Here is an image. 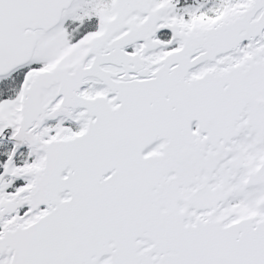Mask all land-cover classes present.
<instances>
[{
  "label": "water",
  "instance_id": "1",
  "mask_svg": "<svg viewBox=\"0 0 264 264\" xmlns=\"http://www.w3.org/2000/svg\"><path fill=\"white\" fill-rule=\"evenodd\" d=\"M82 1L0 0V79ZM243 2L188 24L114 0L27 73L16 115L0 110L3 176L27 180L0 194V264H264V0ZM57 120L81 132L50 136ZM24 146L37 162L12 169ZM238 186L252 210L229 208Z\"/></svg>",
  "mask_w": 264,
  "mask_h": 264
},
{
  "label": "rangeland",
  "instance_id": "2",
  "mask_svg": "<svg viewBox=\"0 0 264 264\" xmlns=\"http://www.w3.org/2000/svg\"><path fill=\"white\" fill-rule=\"evenodd\" d=\"M154 1L156 4L160 3L159 0H154ZM241 3H242V0H227L226 3H224V5L221 7L220 4L218 5L217 2H211L210 0H201L195 5H191V6L184 5L180 8L177 7L176 3H166L169 6V13L167 17L171 19L175 18L178 21H184L186 23H189L193 20H197L199 14L205 15L203 17L204 19L216 17L228 7H232L237 4H241ZM100 13L102 17L110 16L111 6L109 7V9L102 10ZM158 39L162 42L169 41V38L163 40L158 37ZM65 47H68V46H65L64 44H62L61 36L57 35L53 39L50 38L49 49L46 53H44V56L39 60V63H42L43 67H47L53 61H57V57H58L57 55L61 51L66 49ZM171 48L172 49L176 48V45L174 44L171 47L160 49L156 53L158 54V53H162L165 51H169L171 50ZM57 102H60V101L58 100ZM16 106L17 104L15 106L14 104H9V105L5 104L3 107H0V110L7 111V109H10V111L13 112ZM44 128L51 135L55 134L56 132H59V130H68L69 132H78L80 130L79 126L75 125L73 122L67 121L66 123V122H63L62 120L60 121L57 120V121L48 123L46 126H44ZM58 128H62V129L57 130ZM6 143L9 144L11 148L14 146L12 142L6 141ZM22 152H25L26 160L22 164H15V161H14V166L12 169L21 168V167H24V166H27V165H30L36 162V159L28 153V148L26 146L20 148L16 154L20 155ZM3 175H4V168L1 169V173H0V194L3 195L4 197H6L7 194H13L14 191L18 189L17 187L19 186V184L14 188L13 191H11L14 184L19 182L20 184L24 185L26 184V181H27L25 179L18 180V179L10 178L9 176H3ZM235 184H238V183H235ZM234 189L236 191L235 194L237 195V199L236 200L234 199V202L232 203V205L244 206L248 208L251 207L253 209V202H254L253 199L247 197L243 192H241L239 186L237 189L234 187Z\"/></svg>",
  "mask_w": 264,
  "mask_h": 264
},
{
  "label": "trees",
  "instance_id": "3",
  "mask_svg": "<svg viewBox=\"0 0 264 264\" xmlns=\"http://www.w3.org/2000/svg\"><path fill=\"white\" fill-rule=\"evenodd\" d=\"M162 2L174 0H159ZM184 1L186 4L193 3L194 0H179ZM227 0H223L221 7ZM109 0H85L76 11V13L63 25L62 39L64 45H70L80 39L82 36L89 32L96 30L99 13L101 10L108 7ZM220 7V8H221ZM204 15H199L201 18ZM42 67L39 64L34 65L33 68ZM26 69L20 70L9 78L0 81V106L5 104H13L18 98L20 85L23 80L24 72ZM11 146L7 143L0 142V173L1 167L7 160L10 153ZM26 160L25 152H22L17 158L16 163L22 164ZM19 182L13 185L11 191Z\"/></svg>",
  "mask_w": 264,
  "mask_h": 264
},
{
  "label": "bare ground",
  "instance_id": "4",
  "mask_svg": "<svg viewBox=\"0 0 264 264\" xmlns=\"http://www.w3.org/2000/svg\"><path fill=\"white\" fill-rule=\"evenodd\" d=\"M66 49H64L63 51H61L58 55H62V54H64V51H65ZM158 54H160V53H158ZM57 55V56H58ZM58 121H60V120H58ZM59 129H62V128H58L57 130H59ZM235 200L237 199V195H235V198H234ZM234 199H232V200H230L229 201V203H228V205H229V208H231V209H235V210H239V209H242V208H245L246 210H252V208L251 207H244V206H234V205H232V203L234 202Z\"/></svg>",
  "mask_w": 264,
  "mask_h": 264
}]
</instances>
